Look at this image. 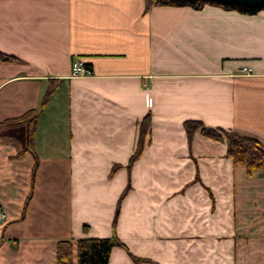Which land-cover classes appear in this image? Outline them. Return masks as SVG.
Masks as SVG:
<instances>
[{"label":"crops","instance_id":"obj_1","mask_svg":"<svg viewBox=\"0 0 264 264\" xmlns=\"http://www.w3.org/2000/svg\"><path fill=\"white\" fill-rule=\"evenodd\" d=\"M0 52V264L94 237L122 243L107 264H264V170L184 127L264 146V9L0 0Z\"/></svg>","mask_w":264,"mask_h":264},{"label":"trees","instance_id":"obj_2","mask_svg":"<svg viewBox=\"0 0 264 264\" xmlns=\"http://www.w3.org/2000/svg\"><path fill=\"white\" fill-rule=\"evenodd\" d=\"M146 8L152 6H189L194 9H201L205 4H214L225 9L237 10L242 14L252 15L264 7H248L239 5H228L211 0H145ZM15 58L11 55L0 52V62L11 61ZM51 90H47L42 98L41 107L46 102ZM36 111L32 110L23 117L32 115L29 120L28 140L31 141L34 116ZM185 130L188 136L196 129H200L203 136L226 144V155L234 164L242 165L246 169L248 176H252L257 169L264 170V146L262 143L250 134H246L239 129H208L202 126L197 120H188L184 122ZM149 128V115H146L139 124V136L134 153L130 157L129 164L137 158L144 146V139ZM122 245L118 240L110 238H81L75 242L77 264H107L110 251L113 246ZM74 245L69 240H60L56 244V264H73ZM135 259V258H134ZM136 260V259H135Z\"/></svg>","mask_w":264,"mask_h":264},{"label":"water","instance_id":"obj_3","mask_svg":"<svg viewBox=\"0 0 264 264\" xmlns=\"http://www.w3.org/2000/svg\"><path fill=\"white\" fill-rule=\"evenodd\" d=\"M228 5H239L248 7H264V0H211Z\"/></svg>","mask_w":264,"mask_h":264},{"label":"built area","instance_id":"obj_4","mask_svg":"<svg viewBox=\"0 0 264 264\" xmlns=\"http://www.w3.org/2000/svg\"><path fill=\"white\" fill-rule=\"evenodd\" d=\"M72 74L73 75H86L89 74V70L82 64L81 61H77L72 66ZM6 217V214L0 207V220H3Z\"/></svg>","mask_w":264,"mask_h":264}]
</instances>
